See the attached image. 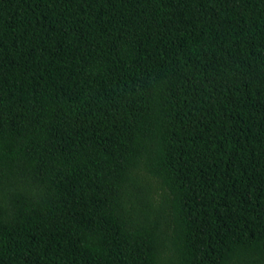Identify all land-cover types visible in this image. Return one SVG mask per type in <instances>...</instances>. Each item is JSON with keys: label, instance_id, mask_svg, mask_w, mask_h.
<instances>
[{"label": "trees", "instance_id": "16d2710c", "mask_svg": "<svg viewBox=\"0 0 264 264\" xmlns=\"http://www.w3.org/2000/svg\"><path fill=\"white\" fill-rule=\"evenodd\" d=\"M0 264H264V0H0Z\"/></svg>", "mask_w": 264, "mask_h": 264}]
</instances>
